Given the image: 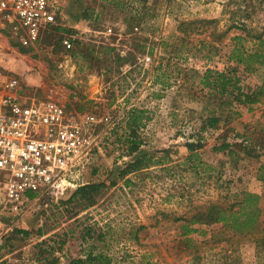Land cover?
Returning a JSON list of instances; mask_svg holds the SVG:
<instances>
[{
	"label": "rangeland",
	"instance_id": "obj_1",
	"mask_svg": "<svg viewBox=\"0 0 264 264\" xmlns=\"http://www.w3.org/2000/svg\"><path fill=\"white\" fill-rule=\"evenodd\" d=\"M61 6L58 26L35 43L22 45L0 27V67L18 77L23 95L52 98L82 114L118 121L132 107L145 108L139 154L153 157L121 175L138 153L128 155L112 143V127L101 128V150L80 180L105 184L96 203L71 202L70 187L33 197L18 214L0 210V264H69L89 251L109 255L110 264H264V95L241 103L201 82L212 69L234 71L244 93L261 84L264 66L247 70L230 54L237 36L246 52L264 45L254 37L264 38V0H63ZM214 109L217 128H203ZM199 138L200 159L191 160L187 144ZM245 140L257 146L250 154L241 148ZM245 190L260 195L253 231L195 223L187 233L193 214L232 203Z\"/></svg>",
	"mask_w": 264,
	"mask_h": 264
},
{
	"label": "built area",
	"instance_id": "obj_2",
	"mask_svg": "<svg viewBox=\"0 0 264 264\" xmlns=\"http://www.w3.org/2000/svg\"><path fill=\"white\" fill-rule=\"evenodd\" d=\"M62 16L58 0H0V27L22 45L39 41ZM19 86L0 67V210L11 214L20 213L30 194L84 184L82 173L101 150V128L115 124L110 114H82L52 98L25 96Z\"/></svg>",
	"mask_w": 264,
	"mask_h": 264
},
{
	"label": "trees",
	"instance_id": "obj_3",
	"mask_svg": "<svg viewBox=\"0 0 264 264\" xmlns=\"http://www.w3.org/2000/svg\"><path fill=\"white\" fill-rule=\"evenodd\" d=\"M254 37H258L259 43L264 44L262 34H256ZM237 39L239 44H235L230 57L238 63L243 64L247 70H253L255 64L263 67L264 45L260 49L246 52L240 44L243 37L237 36ZM201 82L205 86L215 89L221 98L229 95V98L232 97L241 103L254 104L260 102L262 100L261 97L264 95V76L257 89L247 93L242 92L239 88V78L235 75L234 71L207 69L201 76ZM236 91L237 94H235ZM146 112L147 110L145 108L132 107L123 114L120 120L115 121L114 126L111 128V134L115 137L112 143L124 145V150L128 155L138 153L136 158L130 161L126 168L120 172L123 176L129 171L147 167L152 161V155L148 153L139 154L145 143L141 129L145 126L144 119L147 118ZM220 120L221 116H218L214 109L206 117L203 128L216 129ZM202 142L201 138L197 142H188L187 145L191 152L189 159H195L197 161L200 159L197 148L203 144ZM228 147L229 144L225 143L221 146V149H227ZM256 147V144H253L251 141L245 140L241 142V148L245 150L246 154H250L248 149ZM126 183L129 184L130 180H126ZM104 186L105 184L103 182L82 184L72 191L70 201L83 206L94 205ZM30 196L34 197L35 194H30ZM259 198L260 195L258 193L245 190L242 192L240 198L232 203H227L226 205L212 203L204 210L201 209L193 214L191 220H189L190 223L185 225L187 227V233L196 231V228L190 225L195 223L207 225L223 223L241 232L253 231L257 224H259V216L261 214ZM18 231L28 234L26 230ZM111 261L112 258L103 252L95 253L94 251H89L85 257L73 258L69 264H110Z\"/></svg>",
	"mask_w": 264,
	"mask_h": 264
},
{
	"label": "crops",
	"instance_id": "obj_4",
	"mask_svg": "<svg viewBox=\"0 0 264 264\" xmlns=\"http://www.w3.org/2000/svg\"><path fill=\"white\" fill-rule=\"evenodd\" d=\"M58 2H59L60 4H62V3H63V0H58Z\"/></svg>",
	"mask_w": 264,
	"mask_h": 264
}]
</instances>
